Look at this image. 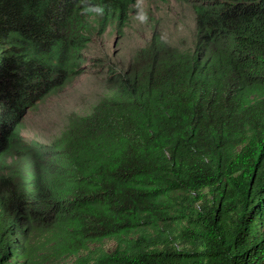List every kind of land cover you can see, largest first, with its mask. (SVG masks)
Instances as JSON below:
<instances>
[{
	"label": "trees",
	"instance_id": "16d2710c",
	"mask_svg": "<svg viewBox=\"0 0 264 264\" xmlns=\"http://www.w3.org/2000/svg\"><path fill=\"white\" fill-rule=\"evenodd\" d=\"M134 1L0 0V264H264V0H186L192 51L154 32L59 136L16 134Z\"/></svg>",
	"mask_w": 264,
	"mask_h": 264
},
{
	"label": "rangeland",
	"instance_id": "374dc122",
	"mask_svg": "<svg viewBox=\"0 0 264 264\" xmlns=\"http://www.w3.org/2000/svg\"><path fill=\"white\" fill-rule=\"evenodd\" d=\"M112 22L115 23V19ZM113 23L101 32L93 33L85 48L86 64L90 67L85 64L80 75L26 112L16 132L21 139L48 143L67 129L72 117L89 113L108 93L105 81L108 67L125 70L135 52L149 41L154 32L178 49L192 51L196 44L195 11L190 1L136 0L119 31ZM103 245L110 250L115 243L107 239ZM183 245L175 244L178 249ZM78 254L62 252L59 260L69 263Z\"/></svg>",
	"mask_w": 264,
	"mask_h": 264
},
{
	"label": "clouds",
	"instance_id": "9594fccd",
	"mask_svg": "<svg viewBox=\"0 0 264 264\" xmlns=\"http://www.w3.org/2000/svg\"><path fill=\"white\" fill-rule=\"evenodd\" d=\"M136 2V0L134 1V3ZM134 3L129 7V9H128V11H127V17H128V15H129V12H130V10H131V8H132V6L134 5ZM141 19H144V17H141ZM123 27V26H122ZM122 27H120V28H122ZM119 31V30H118Z\"/></svg>",
	"mask_w": 264,
	"mask_h": 264
}]
</instances>
